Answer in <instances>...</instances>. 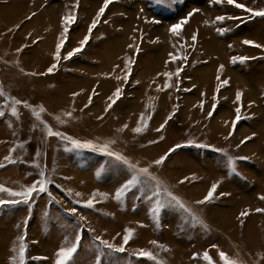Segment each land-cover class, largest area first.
<instances>
[{
    "label": "rangeland",
    "instance_id": "374dc122",
    "mask_svg": "<svg viewBox=\"0 0 264 264\" xmlns=\"http://www.w3.org/2000/svg\"><path fill=\"white\" fill-rule=\"evenodd\" d=\"M5 2L23 4L24 9L9 26H4L0 19V112L5 113L0 117V164L6 165L0 168V186L23 191L40 178L41 171L52 183L48 185L51 197L40 194L28 205L0 207V264H20L21 236L25 237L26 248L23 264H55L57 250L75 243L77 233L82 239L69 264H96L98 254H102L103 264H225L221 253L232 264H264V211H256L264 209V199H260L264 196V48L242 43L249 39L264 45V17H249L242 9L227 4V0L221 4L213 0H113L83 50L64 60L63 56L80 47L79 42L89 34L88 28L104 0H0V15H8L2 8ZM237 2L256 10L264 8V0ZM190 12L193 15L189 16ZM73 14L76 20L65 37L62 18ZM88 14L90 20L85 23ZM217 16H224L225 20L215 22ZM185 19L187 23L181 26L179 36L173 35L168 28ZM36 20L40 35L32 33V29L22 34L21 28ZM123 21L133 25L124 40V56H118L110 66L111 74L99 70L92 73L86 67L99 66L96 47L100 49L108 40L120 38L124 34ZM206 24L208 31L204 30ZM218 28L228 30L221 35ZM80 29L83 32L78 36ZM160 32L167 35L166 50ZM194 33L198 37L193 47ZM254 33L257 34L252 39ZM50 34L53 48L48 51L46 47L39 48L40 41L50 40ZM211 34L225 38L222 45L229 55L222 61H218V55L211 58L204 50L207 47L204 40H209ZM64 38L66 43L57 61L53 59L55 47ZM135 45L140 49L138 54ZM159 50L163 51L159 69L147 72L143 62ZM170 53L187 59L172 62ZM42 57L49 64L43 65ZM241 57L248 60L241 61ZM127 60L133 63L128 66L131 74L125 82ZM210 62V82L203 77L198 80L199 69ZM53 63H57L53 73L41 75ZM178 68L183 70L176 76ZM228 70H241L244 80H232ZM166 72L173 77L162 75ZM251 73L257 75L256 81L250 78ZM86 79L91 80L88 84L92 86L87 96L82 94L88 89L84 85ZM104 80L112 81V90H122L107 112L105 108L111 102L108 97L113 93L99 98L98 85ZM223 80H228V85L221 86ZM72 81L86 90L61 94L59 86ZM165 83L171 85L158 91ZM237 91L241 93L239 102ZM15 100L21 104L15 105ZM23 102L29 107H24ZM13 107L16 115L12 114ZM237 107L241 108V118L233 126ZM209 111L213 112L211 117ZM170 115L172 118L168 119ZM219 119L222 129L220 126L215 130L213 124ZM165 120L168 121L165 127L156 131ZM143 121H147L146 126ZM137 127L142 131L135 132ZM49 130L91 143L96 149H73L59 137L49 136ZM104 146L137 169L149 170L139 177L141 183L120 201L114 198L115 192L133 173L121 161L102 153L100 149ZM166 155L163 164H154ZM8 156L15 162L9 164L5 159ZM229 157L234 160V172ZM213 183L217 184L214 197L197 204ZM157 188L161 201L167 202L165 191L170 192L197 220L174 206L159 213L152 211L156 198L150 197ZM13 198L0 192V199ZM88 199H94V207H81ZM73 207L76 212L70 213ZM242 212L248 215L242 216ZM80 216L85 219L81 221ZM102 223L116 229L109 232ZM125 229L131 230L133 236L124 252L109 251L96 239L99 237L118 248L123 244ZM141 251L150 255L140 257ZM205 253L208 260L204 259Z\"/></svg>",
    "mask_w": 264,
    "mask_h": 264
},
{
    "label": "snow or ice",
    "instance_id": "6c2138e0",
    "mask_svg": "<svg viewBox=\"0 0 264 264\" xmlns=\"http://www.w3.org/2000/svg\"><path fill=\"white\" fill-rule=\"evenodd\" d=\"M223 2H224V0H213V3H215V4H221ZM111 3H113V0H104L103 6L99 8V10H98L95 18L92 20L91 25L88 28V33L89 34L88 35H85L84 38L79 42L80 43V47L74 48L72 51L68 52L66 56H63V59L64 60L70 59L71 57H73L74 55L80 53L83 50L84 46L88 43V41L90 39V35H91L93 29L96 28L98 21H100V18L104 15L106 9L108 8V6ZM227 4L233 5L237 9H242L245 13H248L249 14V17H264V8H261L259 10H256V9L247 7L243 3L237 2V0H227ZM33 15H35V13H33ZM188 15L191 16V15H193V13L190 12ZM30 18L31 17H29V19ZM228 19H240V18L239 17H228ZM62 20H63V24H64V32H63V35H65V37H66L67 33L69 32V26L75 22L76 16L74 14L73 15H69V16H65V17L62 18ZM224 20H225V17L224 16H217L215 18V22H221L222 23ZM185 23H187V19L182 20L178 24L172 25L171 28H170V32L173 35L179 36V34H180L181 30H182V27L181 26L183 24H185ZM16 27L19 28V25H17ZM227 30L228 29H224V28H218L217 29V31L221 35L225 31H227ZM9 31H11V29ZM191 39L193 41V47H194L195 42L197 40V35L194 33L192 35ZM33 43H36V41H33ZM65 43H66V39H61L59 41V43L56 44V47H55V52H56L55 59L57 61H59L61 59L60 53H61V49H62V47H63V45ZM242 43L244 45L252 46V47H255V48H264V45H261L259 43H255L254 41L249 40V39L243 40ZM129 47H132V45H129ZM229 47H231V45H229ZM17 51L18 52L19 51H22V49H17ZM139 51H140V49L137 46V48H136L137 54L139 53ZM169 56H170V59H171L172 62L176 61L177 59H184V60L187 59L186 56L185 57H180L179 55H173L172 53H170ZM246 59H248V58H246V57H241L240 58L241 61L246 60ZM233 62L234 63L236 62V58H233ZM131 63H133V61H131V60L125 61V66H126V68H128L127 73L123 77V79L125 80V82L128 81L129 75L131 74L130 68L128 67ZM165 63L167 64L168 61H166ZM220 67H221V69L223 68L222 65ZM56 68H57V63H53V64H51L48 67L47 73H41V75L51 74V73H53V71ZM182 70H183L182 68H178L177 71H176V73H175V75L176 76H179V73ZM33 75H35V74H33ZM158 75H160V74H158ZM162 75H164L165 77H169L170 78L172 74L166 72V73H163ZM217 80H220V76L219 75L217 76ZM228 83H229L228 80H223L221 86H226V85H228ZM168 87H169V85L167 83H165L164 87L163 88H158V90L163 91V90L167 89ZM121 93H122V90L120 88H117L113 92L112 96H109L108 97V100L111 101V102L107 104V107L105 108V112H107L109 109H111L113 107V105L120 98ZM73 95L75 96V95H78V94L77 93H74ZM91 100H92V97L90 96L89 97V102H91ZM240 100H241V93L239 91H237V93H236V101L239 102ZM23 103H24V107H29V105L27 104V102H23ZM14 104L15 105H20L21 104V101L20 100H15L14 101ZM87 106L88 105H85V107H87ZM215 107H216V105L214 104L213 105V108H215ZM41 111H43V110H41ZM235 112L237 113V116L232 121L233 126H235V124L237 123V121H239V119L241 118V116L239 115L240 112H241V108L240 107H237L235 109ZM12 114L13 115H16V108L15 107H13V109H12ZM4 115H5V113L0 112V117H3ZM34 115H36L37 118H39V114L38 113H34ZM212 115H213V112L212 111H209L208 112V116L211 117ZM101 118L102 117H98V119H101ZM171 118L172 117L170 115L168 117V119H171ZM143 122H144V124L146 126L147 125V121H143ZM167 122L168 121L165 120L164 124H161L160 127L158 129H156V131H158V132L161 131L165 127V125L167 124ZM134 131L137 132V133H139V132L142 131V128L141 127H137V128L134 129ZM231 134L232 133L230 132L229 133V136ZM48 135L49 136H57L62 141H65V142L70 143V145H71V147L73 149H82V148H84V149H92V150H95L96 149V146L93 145V144H91V143H88V142L81 143L79 140L72 139L71 137L65 136V135H63L62 133H59V132H53V131L49 130L48 131ZM161 139H163V137H161ZM246 139H251V137H247ZM244 142L245 141H241L242 144ZM197 146H201V145H197ZM177 147H179V145H177ZM100 151L102 153L106 154L107 156H109L110 158H114L115 160L121 161L133 173L131 175V178L128 179L115 192V197L114 198L117 201H120V200H122V198L125 197V195L128 192H130L133 189H135L141 183L139 177L142 176V175H147L149 170L147 168H139V169H137L135 165L131 164L124 157H122V156H120L118 154H115L112 151H109L108 148H107V146L102 147L100 149ZM171 151L172 150H170V152ZM166 158H167V155L166 156H162L159 159H156L154 161V164L155 165H161V164L164 163V161H165ZM5 159L8 161L9 164L15 162L12 159L11 156L5 157ZM239 159H245V158L240 157ZM228 162H229V165L231 167V171L234 172L235 171V167L233 166L234 165L233 158L229 157L228 158ZM3 167H6V165L5 164H0V168H3ZM39 177L40 178H38L36 181H34L31 186L27 187L25 190L20 191V192L11 191L9 189L4 188L3 186H0V192H7L11 197H14L13 199H9V200L0 199V207H2L4 205H17V204H20V203H23L25 205H28L35 198V195H40V194H48L49 197H51V192L49 191L48 185L51 184L52 181L49 180V179H47V178H45V174H44L43 171H41L39 173ZM187 179L188 178L186 177L184 180H181L180 183H184L185 180H187ZM56 187H59V185H56ZM216 189H217V184L216 183H213L212 186H211V188H210V190L207 192V195H205L202 200H199L196 203L197 204H204V203L210 201L214 197V194L216 192ZM65 195L68 196V195H70V193H66ZM76 195L79 196L80 193H76ZM165 195H167L169 197V200L167 202L161 201L159 199V196H160L159 188H157L156 191H153L152 197H150V199L156 198V204H155L154 208L152 209V211H154L156 213H159L161 211V209H164V208L169 207V206H174V207H178L179 209H181L184 212L188 213L194 221L197 220V217L195 216V214L192 213V211L190 209H188L183 203H181L176 197L172 196L170 192L165 191ZM221 195H224V194H221ZM17 198H19V199H17ZM52 199H53V202H55L54 198H52ZM260 199H264V196L260 197ZM75 203L79 204L80 202L79 201H76ZM81 207H87L89 209L93 208L94 207V199H88L85 203H83L81 205ZM256 211L257 212H261V211H264V209H257ZM75 212H76V208L73 207L70 210V213H75ZM241 215L242 216H246V215H248V213L247 212H242ZM79 219L81 221H83L85 218L83 216H80ZM77 227L78 228H81L83 226L82 225H77ZM125 233L126 234L123 237V244L120 247H118V248H114V246L112 244L108 243V241L101 240L99 237H96V239L99 240V243H100L101 246L106 247L109 251L124 252L125 251V247L124 246L128 244L129 240L133 236L132 231L129 230V229H125ZM19 239H20L19 258H20V264H23L24 259H25V252H26V248H25V245H24L25 237L21 236ZM81 239H82L81 234L77 233V235L75 237V243H72L70 247H61V248H59L57 250V252H56L57 259L55 260V264H69V262L72 260V258L74 256V254L78 250V247H79V244L81 242ZM152 243H156V242L153 241ZM138 255L140 257H144V256H148L150 254L141 251ZM220 255L225 260V264H232L231 261H228L227 260V258L224 256L223 253H221ZM204 259L205 260H208L209 259L207 253L204 254ZM96 264H103L102 254H98L97 255V257H96Z\"/></svg>",
    "mask_w": 264,
    "mask_h": 264
},
{
    "label": "bare ground",
    "instance_id": "6f19581e",
    "mask_svg": "<svg viewBox=\"0 0 264 264\" xmlns=\"http://www.w3.org/2000/svg\"><path fill=\"white\" fill-rule=\"evenodd\" d=\"M103 1V0H102ZM148 1V0H147ZM246 1V0H245ZM3 2V1H2ZM101 2V1H100ZM99 2V3H100ZM136 2V1H135ZM254 2V1H253ZM252 2V3H253ZM33 3V2H32ZM98 3V2H97ZM96 3V4H97ZM144 3V2H143ZM150 3V2H149ZM4 4V3H3ZM5 4H6V2H5ZM29 4H30V2H29ZM93 4H95V3H93ZM189 4V3H188ZM191 4V3H190ZM200 4V3H199ZM99 5H101V4H99ZM146 5V4H145ZM247 5V4H246ZM67 6V5H66ZM148 6V5H147ZM190 6V5H189ZM204 6V5H203ZM27 7V6H26ZM91 7V6H90ZM2 8H3V11L6 9L7 10V12H8V15L7 14H5V13H3L4 15H0V19H3L2 21H3V23H5L4 24V26H9V25H11V24H13L14 23V21H15V19H16V14H18L20 11H22V9H24V5L23 4H17V2H10L9 4H6V5H3L2 6ZM49 8V7H48ZM53 8V7H52ZM65 8V7H64ZM112 8V7H111ZM178 8V7H177ZM219 8H220V6H219ZM251 8V7H250ZM27 9V8H26ZM112 9H114V8H112ZM205 9V8H204ZM211 9V8H210ZM254 9V8H253ZM32 10V9H31ZM45 10V9H44ZM43 10V11H44ZM68 9H66L65 11H67ZM122 10V9H121ZM2 11V12H3ZM16 11H17V13H16ZM24 11V10H23ZM41 11H42V8H41ZM84 11V10H83ZM182 11V10H181ZM219 11V10H218ZM240 11V10H239ZM32 12V11H31ZM44 12H46V11H44ZM57 12V11H56ZM97 12V11H96ZM108 12V11H107ZM197 12V11H196ZM22 13V12H21ZM62 13H64V12H62ZM68 13H69V11H68ZM67 13V14H68ZM140 13V12H139ZM179 13H181V12H179ZM191 13H193V12H191ZM195 13V12H194ZM198 13V12H197ZM54 15H55V13H53ZM87 14V13H86ZM107 14H109V13H107ZM107 14H105V15H107ZM133 14H135V13H133ZM150 14V13H149ZM153 14V13H152ZM50 15V14H49ZM63 15V14H62ZM161 15H162V13H161ZM203 15V14H202ZM1 16H4L5 17V19L3 18V17H1ZM20 16V15H19ZM84 16V15H83ZM96 16V15H95ZM94 16V17H95ZM180 16V15H179ZM183 16V15H182ZM40 17V16H39ZM55 17V16H54ZM178 17V16H177ZM208 17V16H207ZM24 18V17H23ZM83 18V17H82ZM141 18V17H140ZM260 18V17H259ZM19 19V18H18ZM28 19V18H27ZM196 19V18H195ZM60 20V19H59ZM90 20V14H88L87 15V17L85 18V23H87L88 21ZM110 21V20H109ZM162 21H164V20H162ZM177 21V20H176ZM182 21V20H181ZM189 21V20H188ZM29 22V21H28ZM38 21L36 20V21H34V22H31V23H29V25L27 26L26 25V27H24L23 29L21 28V32H22V34H24L25 33V31L26 30H30V29H32V33H34L35 35H40V32H39V29L40 28H36L35 27V23H37ZM40 22V21H39ZM174 22V21H173ZM20 23V22H19ZM24 23V22H23ZM112 23V22H111ZM141 23V22H140ZM167 22H165V24H166ZM176 23V22H175ZM189 23H190V21H189ZM209 23V22H208ZM58 24V23H57ZM60 24H61V22H60ZM124 27H123V32H124V34L120 37V38H116V39H113V40H108L104 45H103V47L102 48H100V49H98V47H96V49L98 50V54H97V59L99 60V62H98V67H96V68H92V65L90 66L89 64H87V67L86 68H88V70L89 71H91L92 73H94V72H96V70H99V71H101L102 73H109V74H111V68H110V66L112 65V64H114L116 61H117V57L118 56H120V55H122L123 54V44H124V40H126L125 39V37L127 36V34L130 32L129 31V26H131L130 24H129V22L128 21H123L122 23H121ZM169 24V23H168ZM218 24V23H217ZM79 25V24H78ZM140 25V24H139ZM39 26V25H38ZM84 26V25H83ZM133 26V25H132ZM154 26V25H153ZM158 26V25H157ZM172 26V25H171ZM190 26V25H189ZM35 27V28H34ZM60 27V26H59ZM114 27V26H113ZM192 27H195V25L194 26H192ZM192 27H191V29H192ZM84 28V27H83ZM150 28V27H149ZM167 28V27H166ZM208 25L206 24V26H205V28H204V30L205 31H208ZM131 29V28H130ZM168 29H170V28H168ZM50 30H51V27H50ZM53 30V29H52ZM133 30V29H132ZM132 30H131V32H132ZM149 30V29H148ZM182 30H183V28H182ZM181 30V31H182ZM194 30H196V29H194ZM47 31V30H46ZM216 31V30H215ZM239 31V30H238ZM258 31V30H257ZM42 32V31H41ZM81 32H83L82 31V29H80L79 31H77V35L79 36L80 35V33ZM254 32V30L252 31V33ZM54 33V32H53ZM136 33V32H135ZM216 33V32H215ZM236 33V32H235ZM46 34V33H45ZM68 34V33H67ZM257 33H254L253 35H251V38L252 39H254V36L256 35ZM60 35V34H59ZM59 35H58V37H59ZM62 35V34H61ZM144 35V34H143ZM153 35V34H152ZM201 35V34H200ZM32 36V35H31ZM77 36V37H78ZM111 36V35H110ZM114 36V35H113ZM136 36V35H135ZM166 34L164 33V32H160V34H159V37L160 38H162V40L164 41V44L162 45V47L164 48V50H166V48H168V44L166 43ZM262 36V35H261ZM44 37H45V35H44ZM53 37V35L52 34H50V37H49V41H46V40H42V41H40V43H39V48H47V51L49 50V49H52L53 47H51V44L52 43H54V39L52 38ZM57 37V38H58ZM148 37V36H147ZM197 37H198V35H197ZM46 38V37H45ZM150 38V37H149ZM221 38V37H220ZM224 40H222V39H219L218 37H216L214 34H211V38L209 39V40H204V43L203 44H206V48H204V50H205V52L208 54V55H210V57L211 58H213L215 55H218V61H222V60H224V58H226L227 57V55H229L228 54V50L227 49H225L224 48V44L222 45V42H225V38L224 37H222ZM44 39V38H43ZM48 39V38H47ZM53 39V40H52ZM65 39V38H64ZM101 39V38H100ZM106 39H109V38H106ZM175 39V38H174ZM178 39V38H177ZM205 39V38H204ZM207 39V38H206ZM183 40V39H182ZM191 40V39H190ZM129 41V40H128ZM174 41V40H173ZM200 41V40H199ZM56 42H58L57 40H56ZM137 42V41H136ZM145 42V41H144ZM175 42V41H174ZM193 42V41H192ZM129 43H130V41H129ZM200 43V42H199ZM127 44V43H126ZM174 44H176V43H174ZM189 44H191V43H189ZM233 44V43H232ZM170 45V44H169ZM49 48H48V47ZM126 46V45H125ZM135 46H137V45H135ZM161 46V45H160ZM72 47V46H71ZM228 47V46H227ZM173 49V48H172ZM189 49V48H188ZM125 50V49H124ZM157 50V49H156ZM174 50V49H173ZM178 50H180V49H178ZM185 51V50H184ZM162 52L163 51H161V50H159V52L157 53V54H155V55H148L147 56V58H146V60L143 62V64H144V67H145V69H146V71L147 72H149L150 70V72H152L154 69H155V67H158V66H160V58H162L163 57V55H162ZM181 52V51H180ZM186 52H187V50H186ZM234 52V51H233ZM145 53V52H144ZM150 53H151V51H150ZM146 54V53H145ZM92 55V54H91ZM127 55V54H126ZM169 55V54H168ZM184 55V54H183ZM89 56V55H88ZM123 56H124V54H123ZM54 57V56H53ZM167 57V56H166ZM169 57V56H168ZM167 57V58H168ZM202 58V57H201ZM53 59H55V58H53ZM53 59H52V61H53ZM126 59V58H125ZM42 60L43 61H41V63L43 64V65H46V63H48L49 64V62H48V59L47 58H43L42 57ZM51 60V59H50ZM182 60V59H181ZM248 60V59H247ZM251 60V59H250ZM84 61V60H83ZM122 61V60H121ZM171 61V60H170ZM183 61V60H182ZM212 61V60H211ZM165 62V61H164ZM174 62H176V61H174ZM213 62V61H212ZM226 62V61H225ZM171 63V62H170ZM177 63V62H176ZM124 64V63H123ZM94 65V64H93ZM170 65V64H169ZM199 65V64H198ZM228 65H229V63H228ZM96 66V65H95ZM233 66V65H232ZM122 67V66H121ZM126 67V66H125ZM229 67V66H228ZM172 68V67H171ZM232 68V67H231ZM230 68V69H231ZM237 68V67H236ZM235 68V69H236ZM85 69V68H84ZM128 69V68H127ZM158 69H159V67H158ZM161 69V68H160ZM168 69H169V67H168ZM125 70V69H124ZM198 70V69H197ZM211 70H212V64H211V62H210V64H208L207 66H202V68H200L199 69V76L197 77V79L199 80V79H202L201 77H203L206 81L207 80H209V82H210V80H211V78H210V73H211ZM113 71V70H112ZM239 71H241V70H239ZM238 70H233V71H229L228 70V75H229V77H231V79L232 80H234V81H240V80H244V76H243V74L241 73V72H239ZM244 71V70H243ZM242 71V72H243ZM146 72V73H147ZM194 72V71H193ZM118 73V72H117ZM122 73V72H121ZM245 73V72H244ZM114 74V73H113ZM172 76V75H171ZM92 77H94V76H92ZM123 77V76H122ZM157 77V76H156ZM173 77V76H172ZM222 77V76H221ZM159 78V77H158ZM157 78V79H158ZM168 78V77H167ZM209 78V79H208ZM250 78L252 79V80H254L255 79V81L257 80V75H255V74H253V73H251V76H250ZM250 78L249 77H247V79H249L250 80ZM254 78V79H253ZM119 79V78H118ZM139 79V78H138ZM152 79V78H151ZM162 80V79H161ZM84 81H86L85 83H84V85L86 86V88H88L87 90L85 89V88H79L78 87V83L79 82H75V81H72V82H70V83H65V84H61L60 86H59V90L61 91V94L63 93V94H65L64 92H68L69 90H71V91H74L75 90V92L76 91H79V89L81 90V89H84V90H86L85 92H83L82 94H85V96H87L88 94H89V91H90V89H92V86H91V84H88V83H90L91 82V80H88L87 81V79L86 80H84ZM119 81V80H118ZM201 81V80H200ZM148 82V81H147ZM163 82V81H162ZM83 83H81V84H83ZM171 83V82H170ZM173 83V82H172ZM112 84V81L111 80H104L102 83L100 82V84L98 85L99 86V91H100V93H99V98H104L107 94H112L115 90H112L113 88V85H111ZM120 84V83H119ZM196 84V83H195ZM194 84V85H195ZM201 84V83H200ZM93 85V84H92ZM171 85V84H170ZM169 85V86H170ZM214 85V84H213ZM82 86V85H81ZM87 86H89V87H87ZM91 86V87H90ZM239 86V85H238ZM164 87V86H163ZM190 87V86H189ZM195 87V86H194ZM240 87V86H239ZM238 87V88H239ZM223 88V87H222ZM143 89V88H142ZM152 89V88H151ZM196 89H198V88H196ZM216 89V88H215ZM83 90V91H84ZM150 90V89H149ZM148 90V91H149ZM171 90V89H170ZM159 91V90H158ZM163 91H165V90H163ZM167 91H169V90H167ZM224 91V90H223ZM254 91V90H253ZM161 92V91H160ZM213 92V91H212ZM211 92V93H212ZM144 93V92H143ZM142 93V94H143ZM222 93H224V92H222ZM78 94V93H77ZM147 94V93H146ZM154 94V93H153ZM159 95H160V93H159ZM168 95V94H167ZM193 95V94H192ZM169 96V95H168ZM146 97H148V96H146ZM150 97H151V94H150ZM156 98V97H155ZM192 98V97H191ZM208 100V99H207ZM223 114V112H221L219 115H222ZM219 115L217 116V117H219ZM222 122V120L221 119H219L218 121H215L214 122V124H213V126L215 127L214 129L215 130H218V129H220V126H221V123ZM221 129H222V126H221ZM63 183V182H62ZM67 185V184H66ZM63 201V200H62ZM211 217H214V215H211ZM215 218V217H214ZM105 221V220H104ZM103 224V223H102ZM103 226H107V225H105V224H103ZM90 227V226H89ZM115 228V227H114ZM114 228H112V226H107V230H109V232H111ZM116 229V228H115ZM96 232V231H95ZM142 234V236L141 237H143V234H144V232H142L141 233Z\"/></svg>",
    "mask_w": 264,
    "mask_h": 264
}]
</instances>
